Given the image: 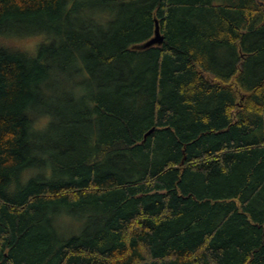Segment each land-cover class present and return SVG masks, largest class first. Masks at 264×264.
I'll use <instances>...</instances> for the list:
<instances>
[{"label":"trees","instance_id":"obj_1","mask_svg":"<svg viewBox=\"0 0 264 264\" xmlns=\"http://www.w3.org/2000/svg\"><path fill=\"white\" fill-rule=\"evenodd\" d=\"M0 264H264V0H0Z\"/></svg>","mask_w":264,"mask_h":264},{"label":"water","instance_id":"obj_2","mask_svg":"<svg viewBox=\"0 0 264 264\" xmlns=\"http://www.w3.org/2000/svg\"><path fill=\"white\" fill-rule=\"evenodd\" d=\"M154 27H155V29H154V36H153V38H151L149 41L145 42L144 44L138 46L139 49H146V48H149V47H151L153 45H161L162 44V42H163V36L160 33V29H159V25H158V22L157 21H155ZM151 132H149L148 134H150Z\"/></svg>","mask_w":264,"mask_h":264},{"label":"rangeland","instance_id":"obj_3","mask_svg":"<svg viewBox=\"0 0 264 264\" xmlns=\"http://www.w3.org/2000/svg\"><path fill=\"white\" fill-rule=\"evenodd\" d=\"M34 42H35V40H27L25 38V39H22L21 42H18L17 46L20 48H28ZM69 224H71V220H69V219H66L63 222H60L59 223V226H60L59 233L63 234L64 232H67L68 228L66 227V225H69Z\"/></svg>","mask_w":264,"mask_h":264},{"label":"bare ground","instance_id":"obj_4","mask_svg":"<svg viewBox=\"0 0 264 264\" xmlns=\"http://www.w3.org/2000/svg\"><path fill=\"white\" fill-rule=\"evenodd\" d=\"M148 116V115H147ZM154 119V118H153ZM152 121V120H151ZM146 122H148V121H146ZM191 124V123H190ZM182 134V133H181ZM215 139V138H214ZM185 143V142H184ZM58 145V144H57ZM59 147V146H58ZM65 148V147H64ZM190 149V148H189ZM63 150V149H62ZM77 159V158H76ZM77 162V161H76ZM175 168V167H174ZM110 172V171H109ZM111 175V174H110ZM119 176V175H118ZM68 181H70V180H68ZM123 181H125V179L123 180ZM121 182H122V180H121ZM91 185V184H90ZM98 185V184H97ZM186 185V184H185ZM95 194V193H94ZM100 198V197H99ZM107 198V197H106ZM112 199V198H111ZM92 202H93V199H92ZM88 205H90V204H88ZM92 205V204H91ZM98 205V204H97ZM108 205V204H107ZM240 205V204H239ZM242 205V204H241ZM240 205V206H241ZM104 206V205H103ZM102 206V207H103ZM94 207V206H93ZM100 207V206H99ZM221 207V206H220ZM104 208V207H103ZM237 208V207H236ZM248 208V207H247ZM238 211H239V209H238ZM244 211V210H243ZM89 212V211H88ZM81 213V212H80ZM239 213V212H238ZM215 214V213H214ZM210 217H212V216H210ZM248 218V217H247ZM101 222V221H100ZM213 222V221H212ZM101 224V223H100ZM253 224V223H252ZM50 225V224H49ZM104 226V225H103ZM200 228V227H199ZM44 229V228H43ZM81 230V229H80ZM84 230V229H83ZM82 230V231H83ZM84 234V233H83ZM81 235H82V233H81ZM195 237V236H194ZM71 238V237H70ZM75 238V237H74ZM195 239V238H194Z\"/></svg>","mask_w":264,"mask_h":264}]
</instances>
